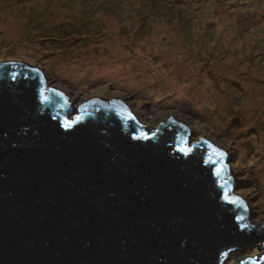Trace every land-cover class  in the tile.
Returning <instances> with one entry per match:
<instances>
[{"label": "water", "instance_id": "1", "mask_svg": "<svg viewBox=\"0 0 264 264\" xmlns=\"http://www.w3.org/2000/svg\"><path fill=\"white\" fill-rule=\"evenodd\" d=\"M75 110L40 68L0 62V264H223L264 249L225 149L189 144L173 118L144 125L120 99Z\"/></svg>", "mask_w": 264, "mask_h": 264}, {"label": "rangeland", "instance_id": "2", "mask_svg": "<svg viewBox=\"0 0 264 264\" xmlns=\"http://www.w3.org/2000/svg\"><path fill=\"white\" fill-rule=\"evenodd\" d=\"M10 60L40 68L71 117L93 98L120 99L144 125L173 118L189 144L225 149L233 191L264 221V0H0V62ZM261 244L223 264L264 254Z\"/></svg>", "mask_w": 264, "mask_h": 264}, {"label": "bare ground", "instance_id": "3", "mask_svg": "<svg viewBox=\"0 0 264 264\" xmlns=\"http://www.w3.org/2000/svg\"><path fill=\"white\" fill-rule=\"evenodd\" d=\"M110 71V74H113V73H115V71L114 70H109ZM118 72V71H117ZM156 95H159L158 93L156 94ZM86 98V97H85ZM84 98V99H85ZM246 162H248V160H246Z\"/></svg>", "mask_w": 264, "mask_h": 264}, {"label": "snow or ice", "instance_id": "4", "mask_svg": "<svg viewBox=\"0 0 264 264\" xmlns=\"http://www.w3.org/2000/svg\"><path fill=\"white\" fill-rule=\"evenodd\" d=\"M125 108H126V106H125ZM221 155H223V153H221Z\"/></svg>", "mask_w": 264, "mask_h": 264}]
</instances>
